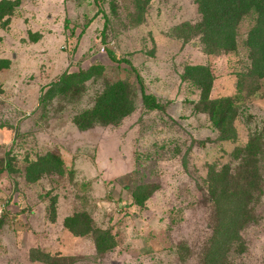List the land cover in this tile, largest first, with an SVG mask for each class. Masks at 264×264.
Masks as SVG:
<instances>
[{"label": "rangeland", "instance_id": "rangeland-1", "mask_svg": "<svg viewBox=\"0 0 264 264\" xmlns=\"http://www.w3.org/2000/svg\"><path fill=\"white\" fill-rule=\"evenodd\" d=\"M199 19L194 0H19L0 21V264H203L217 218L207 175L241 174L246 157L251 220L222 264H264V79L244 75L254 22L240 21L235 51L208 54L179 29ZM190 65L210 67L211 98H236L230 138L197 110L200 91L183 77ZM137 75L159 109L143 107ZM117 81L131 89L133 110L83 127L82 113ZM138 186L153 189L142 205ZM75 213L109 231L113 249L100 254L91 234L70 232L64 220Z\"/></svg>", "mask_w": 264, "mask_h": 264}, {"label": "trees", "instance_id": "trees-1", "mask_svg": "<svg viewBox=\"0 0 264 264\" xmlns=\"http://www.w3.org/2000/svg\"><path fill=\"white\" fill-rule=\"evenodd\" d=\"M149 1L144 0V4ZM194 2L200 14L199 21L194 24L182 23L179 29L185 32L190 30L189 35L199 36L208 54L235 51L238 25L245 16L252 17L254 23L247 31L244 40V47L250 59V68L244 75L252 76L253 79H264V0H194ZM18 4L19 0H1L0 21L12 15ZM109 54L113 60H117L112 52ZM7 65V60L0 59V68ZM184 74L183 77L200 91L197 110L209 115L211 123L221 130V138H230L228 134L232 127L231 123L238 114L236 98L231 96L210 97L214 75L208 65L187 66ZM136 78L143 107L146 110L159 109L161 104L153 95L145 92L141 77L137 75ZM237 83L238 87H242L241 76H238ZM256 89L257 86L251 88L252 91ZM131 93V89L125 82L117 81L107 84L96 99L94 106L82 113L86 122V126L83 127L92 126L95 123L103 125L118 123L133 110ZM79 124H83L82 121ZM257 146V141L248 142V147L252 148L249 156H255L253 148ZM251 158L253 157L240 160L241 174H236V172L230 174L229 170L222 168L220 171L211 169L207 175V188H205L207 195L205 194V197L215 203L217 218H215L212 234L205 248L203 264H222L225 252L231 248L234 241H238L240 229L251 220L248 205L253 197L250 189L255 176L252 169L254 166L250 163ZM40 159L46 160L45 158ZM48 159V162L62 171L60 158L49 155ZM34 168L40 173L45 166L38 161ZM232 180L236 183L232 184ZM152 190L148 186H138L134 192L135 202L142 205L144 200L151 196ZM203 190L202 188V192ZM91 223V219L83 213H75L64 220V226L74 235L91 234L98 253L103 254L113 249L115 240L111 233L95 228ZM238 245L242 247L240 242ZM35 253L32 252L33 258L45 263H49L53 258L48 253L39 250H35Z\"/></svg>", "mask_w": 264, "mask_h": 264}]
</instances>
